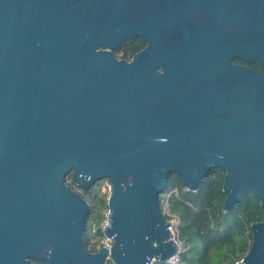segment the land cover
<instances>
[{
  "label": "water",
  "instance_id": "1",
  "mask_svg": "<svg viewBox=\"0 0 264 264\" xmlns=\"http://www.w3.org/2000/svg\"><path fill=\"white\" fill-rule=\"evenodd\" d=\"M141 38L132 60L114 51ZM264 0H0V264H155L179 251L160 194L225 172L264 213ZM112 183L110 248H85ZM235 264H264V219Z\"/></svg>",
  "mask_w": 264,
  "mask_h": 264
},
{
  "label": "trees",
  "instance_id": "2",
  "mask_svg": "<svg viewBox=\"0 0 264 264\" xmlns=\"http://www.w3.org/2000/svg\"><path fill=\"white\" fill-rule=\"evenodd\" d=\"M116 51L122 52L120 59L131 56V51L126 48ZM249 65L261 69L259 62ZM224 177L223 170H211L205 175L200 189L191 191L182 177L174 174L170 176L166 190L160 194L162 203L166 201L169 208L165 217L168 220L174 217L177 221L174 234L179 242L181 264H235L252 246V224L264 219L261 202L247 191L233 211H224ZM66 183L88 201L92 189L78 186L70 174L66 176ZM90 206L88 219L95 210L92 204ZM84 240L85 248L95 252L90 247L89 230ZM37 264L44 263L37 261ZM108 264L115 263L111 260Z\"/></svg>",
  "mask_w": 264,
  "mask_h": 264
},
{
  "label": "rangeland",
  "instance_id": "3",
  "mask_svg": "<svg viewBox=\"0 0 264 264\" xmlns=\"http://www.w3.org/2000/svg\"><path fill=\"white\" fill-rule=\"evenodd\" d=\"M114 53L119 59L123 55L122 52L116 50ZM70 175L72 176V173ZM91 192L92 194L87 196V199L89 204L94 206L95 210L89 217L87 225L90 233V246L97 248L104 241L100 230L105 216L109 212V198L112 194L111 181L108 178L102 179L94 185ZM162 207L164 214H168L169 208L166 201L162 203ZM170 221L173 224L172 230L175 233L176 218L173 217Z\"/></svg>",
  "mask_w": 264,
  "mask_h": 264
},
{
  "label": "flooded vegetation",
  "instance_id": "4",
  "mask_svg": "<svg viewBox=\"0 0 264 264\" xmlns=\"http://www.w3.org/2000/svg\"><path fill=\"white\" fill-rule=\"evenodd\" d=\"M147 46H148L147 41H144L141 38H137V39L130 40V41L126 42L121 48H123V49L126 48V49L131 51V56L129 58H126V60H132V58L135 56V54H137L138 52H140L141 50H143ZM232 62L237 64V65H248V66H250L248 63L244 62L241 58H238V57L234 58L232 60ZM256 62H258V61H256ZM259 64L261 65V69H259V70L264 72V66L260 62H259Z\"/></svg>",
  "mask_w": 264,
  "mask_h": 264
},
{
  "label": "built area",
  "instance_id": "5",
  "mask_svg": "<svg viewBox=\"0 0 264 264\" xmlns=\"http://www.w3.org/2000/svg\"><path fill=\"white\" fill-rule=\"evenodd\" d=\"M112 184V183H111ZM109 214H110V210L109 212L106 214L105 216V219L101 225V231H102V236L104 238V241L97 247V248H93L96 251H99L102 247H107V248H110L113 244V239L112 238H109L108 236L105 235L104 233V230H105V227L110 225V221H109ZM172 227H173V224H172ZM91 247V246H90ZM111 261V260H109ZM109 261H106L105 264H108ZM113 261V260H112ZM114 262V261H113ZM169 264H181V260H180V257L178 255V253L176 255H174L169 261H168Z\"/></svg>",
  "mask_w": 264,
  "mask_h": 264
}]
</instances>
